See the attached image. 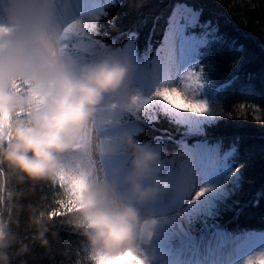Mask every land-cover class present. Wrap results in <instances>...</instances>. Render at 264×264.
I'll use <instances>...</instances> for the list:
<instances>
[{
    "label": "clouds",
    "instance_id": "clouds-1",
    "mask_svg": "<svg viewBox=\"0 0 264 264\" xmlns=\"http://www.w3.org/2000/svg\"><path fill=\"white\" fill-rule=\"evenodd\" d=\"M69 3H0V264L30 251L15 230L18 218L4 214L6 200L12 199L9 176L32 185L60 182L68 208L63 223L83 236L89 264H140L138 245L151 222L138 206L171 189L160 177L165 160L129 135L104 138L100 129L118 110L135 104L128 80L136 67L107 53L78 61L72 54L75 42L64 37L61 22ZM165 87L171 88H158ZM93 125L99 131L90 132ZM117 151L123 153V166L110 175L101 171L103 159ZM81 166L90 172L86 183L77 178ZM51 224L48 215L33 209L32 242L47 249Z\"/></svg>",
    "mask_w": 264,
    "mask_h": 264
},
{
    "label": "trees",
    "instance_id": "trees-1",
    "mask_svg": "<svg viewBox=\"0 0 264 264\" xmlns=\"http://www.w3.org/2000/svg\"><path fill=\"white\" fill-rule=\"evenodd\" d=\"M182 5L199 12L195 30L208 35L200 51L198 74L207 85L209 101L219 109L210 124L197 130L165 109H129L140 127L129 136L149 144L167 161L183 160L184 148L198 140L218 144L221 158L237 174L222 178L217 205L211 214H204L207 219L198 230L225 228L235 235H264V0H103L93 22V36L100 53L133 40L140 57L153 56L168 33L172 15ZM240 105L255 106L258 111L249 107L241 112ZM6 189L12 199L6 200L4 214L18 218L15 230L30 247L27 255L14 256L11 264H89L83 236L63 223L64 216L52 219L47 249L32 242L29 214L34 209L47 216L56 210V200L61 199L58 187L18 183L9 176Z\"/></svg>",
    "mask_w": 264,
    "mask_h": 264
},
{
    "label": "rangeland",
    "instance_id": "rangeland-1",
    "mask_svg": "<svg viewBox=\"0 0 264 264\" xmlns=\"http://www.w3.org/2000/svg\"><path fill=\"white\" fill-rule=\"evenodd\" d=\"M75 1L70 0L61 22L65 26L73 22L83 25L77 29L80 34L70 37V40L75 42L72 54L78 61H95L102 54H106L98 53L100 47L93 36V22L102 0H82L81 8L73 10L71 6ZM199 17V12L188 5L178 8L163 45L157 55L149 60L151 64L137 56L132 43L125 49L107 52L127 59L135 65L136 70L128 80V88L132 96L139 98V103L128 104L117 111L115 119L101 130L105 139L115 141L123 135L139 131L137 124L128 122L130 119L138 120L132 117L129 109L132 112L152 108L165 109L177 121L193 130L201 129L212 122L219 108L209 101L207 85L201 76L199 85H192L186 90L189 95H194L195 99L207 103L209 111L206 114L176 111L153 97V93L161 85L183 86L186 83L184 77L193 72L188 68L191 52L194 54L204 42V34L195 30L199 25ZM150 98H154V101H149ZM126 122L130 125L124 124ZM220 153L218 144L198 140L192 147L184 148L183 160L172 165L165 162L160 177L164 172L161 178L166 179L171 187H175V194L168 197V203L163 193L154 202L138 206L141 217L151 222L150 232L138 245V254L145 259L146 264H193V259L195 264H246L250 258L264 252V235L238 237L218 228L198 230L207 219L204 214H211L217 205V198L221 196L223 189L222 178L236 173L227 165V161L221 158ZM123 162V153L117 151L103 159L101 171H106L110 175L113 169L122 167ZM194 164L197 165L199 172L194 169ZM204 188L208 191L199 199H194L196 193ZM164 207H168V212H157ZM178 220H181V224H177ZM161 221L164 222L163 225ZM171 236L175 239L174 244L170 241ZM212 236L218 239V245L209 247L207 238Z\"/></svg>",
    "mask_w": 264,
    "mask_h": 264
},
{
    "label": "snow or ice",
    "instance_id": "snow-or-ice-1",
    "mask_svg": "<svg viewBox=\"0 0 264 264\" xmlns=\"http://www.w3.org/2000/svg\"><path fill=\"white\" fill-rule=\"evenodd\" d=\"M251 6L255 7L254 5ZM81 26L83 25L77 22H73L67 25L64 29V37L66 39H69L71 36L80 34L77 31V29L78 27ZM65 47H68V45H65ZM184 79L186 83L183 86H179V87L172 86L171 88L165 87L163 89L157 88L156 91L153 93V97L163 100V102H165L170 108L176 111H182L189 114H198V115L206 114L209 111L207 103L205 101L195 99L194 95H189L188 91L186 90L187 88H190L192 85L200 84L199 75L195 72H190L184 77ZM133 99L135 104L139 103V98L134 97ZM177 100L180 101V104H176ZM113 107H115V105H113ZM249 107L254 113L258 111V109L255 106H249V105H240V111L243 112L246 108ZM254 118L259 119L258 116H255ZM92 131H99V130H96L95 125H93V129H90V132ZM77 148H79V146H77ZM92 167H94V163ZM2 173H3V169H0V174ZM89 175L90 172L88 168L81 166L77 178L86 183ZM53 184L58 188L61 187V184L58 180ZM207 191H208L207 188L201 189L196 193L194 199H199ZM56 204H57V209L52 210L48 213L50 219H54L57 216H64L68 211L66 202L64 200L57 199ZM140 264H146V261L141 259ZM246 264H264V252L260 253L257 257L250 258L246 262Z\"/></svg>",
    "mask_w": 264,
    "mask_h": 264
},
{
    "label": "bare ground",
    "instance_id": "bare-ground-1",
    "mask_svg": "<svg viewBox=\"0 0 264 264\" xmlns=\"http://www.w3.org/2000/svg\"><path fill=\"white\" fill-rule=\"evenodd\" d=\"M82 0H76L75 2H74V4H73V6H71V8L73 9V10H75V9H80L81 8V4H82ZM194 9V8H193ZM195 10V9H194ZM172 18H175V15L173 14L172 15ZM171 23H172V21H171ZM170 27H171V25H170ZM170 27L168 26L167 27V29H166V31H170ZM168 34V33H167ZM167 34L164 36V38L167 36ZM204 38H203V40H204V42H203V44L202 45H200V47H198L197 48V51L193 54L192 52H191V60H190V65H189V67L188 68H190V69H192L193 70V72H198V73H200V71H199V67H198V59H199V56H200V51H201V49L204 47V46H206L207 45V43H208V35H204L203 36ZM164 38H163V42H164ZM163 42H162V44L159 46V48L155 51V53L153 54L154 55V57L157 55V53H158V51H159V49H160V47L163 45ZM186 63L188 64V61L186 60ZM186 64V65H187ZM193 167H194V169H196V170H198L197 172H199L200 170L197 168V165H193ZM192 166H190V168H193ZM175 187L173 186V187H171V189L169 190V191H167V192H165L164 194L166 195L165 197H164V199H165V201H167V203H168V197H170V195H173V194H175V189H174ZM166 206H168V204L166 205ZM168 207H164L163 209H158L159 210V213H161V212H168ZM161 224L163 225L164 224V222L163 221H161ZM177 224H181V220H178V222H177ZM176 224V225H177ZM172 226H170V227H168L167 226V228H171ZM207 241H208V243H209V247H212L213 245H218V239H216L215 237H209V238H207ZM211 243V244H210ZM213 243V244H212ZM193 264H195L194 263V260H193Z\"/></svg>",
    "mask_w": 264,
    "mask_h": 264
}]
</instances>
